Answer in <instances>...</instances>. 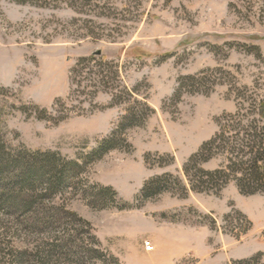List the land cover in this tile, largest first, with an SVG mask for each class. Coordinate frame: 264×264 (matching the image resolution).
Wrapping results in <instances>:
<instances>
[{"label":"rangeland","instance_id":"374dc122","mask_svg":"<svg viewBox=\"0 0 264 264\" xmlns=\"http://www.w3.org/2000/svg\"><path fill=\"white\" fill-rule=\"evenodd\" d=\"M19 1L0 0V87L8 91L0 97L5 152H55L70 161L89 155L122 123L128 104L116 105L112 98L128 91L134 99L122 96L147 103L154 113L127 131L130 149L88 165L81 179L112 187L120 205L139 208H93L81 192L56 203L90 223L120 264H232L258 254L264 262V194L242 195L232 182L217 196L167 193L136 203L153 177L181 175L223 116L264 106V0ZM96 53L118 65L120 78L105 66L111 90L83 98L70 82V70ZM191 76H200L197 87L177 98L180 80ZM35 106L53 120L27 117L23 111L34 115ZM235 213L252 223L238 239L233 235L248 223ZM229 214L233 218L225 219Z\"/></svg>","mask_w":264,"mask_h":264},{"label":"trees","instance_id":"16d2710c","mask_svg":"<svg viewBox=\"0 0 264 264\" xmlns=\"http://www.w3.org/2000/svg\"><path fill=\"white\" fill-rule=\"evenodd\" d=\"M36 2V1H35ZM20 0L19 4H37ZM101 54L79 59L70 70V82L79 89L83 98H94L99 92L111 90L105 66H111L113 75L120 78L118 65L100 58ZM200 76L182 78L176 91L181 98L197 87ZM192 83L188 85L187 83ZM131 98L134 96L128 91ZM114 95V104H128L120 126L111 136L104 139L89 155L70 161L59 153L24 150L17 155L6 153L4 143H0V181L4 174L6 184L0 186V264H120L119 259L106 251L90 223L70 210L66 205L57 204L67 195L90 200V206L97 209L116 208L119 211L139 208L140 205L123 203L120 205L118 193L112 187H104L84 181L86 167L101 160L115 150L131 148L125 139L128 130L141 127L154 113L145 102L135 99L133 103L122 95ZM8 91L0 87V97ZM207 95V94H206ZM139 106V107H138ZM35 114L27 117L38 120H53L47 110L33 107ZM25 110V109H24ZM82 109H79V111ZM75 113V111H70ZM69 115L60 117L63 121ZM125 144V146H124ZM221 159L215 169L205 166L213 160ZM145 163L154 167L150 157ZM156 166H164L158 164ZM7 169V170H6ZM181 175L165 173L147 181L136 203L141 205L153 201L163 194L186 198L190 193L219 195L234 182L242 195L264 194V106L261 110L244 111L225 115L218 121V131L203 143L182 166ZM79 180L82 189H77ZM237 217L252 223L242 213ZM233 218L229 214L225 219ZM16 242L23 245L16 247ZM262 254L232 264H264Z\"/></svg>","mask_w":264,"mask_h":264},{"label":"built area","instance_id":"2783aa9c","mask_svg":"<svg viewBox=\"0 0 264 264\" xmlns=\"http://www.w3.org/2000/svg\"><path fill=\"white\" fill-rule=\"evenodd\" d=\"M145 249L148 252H152L154 250V246L151 244V242H146L145 243Z\"/></svg>","mask_w":264,"mask_h":264},{"label":"water","instance_id":"95a60500","mask_svg":"<svg viewBox=\"0 0 264 264\" xmlns=\"http://www.w3.org/2000/svg\"><path fill=\"white\" fill-rule=\"evenodd\" d=\"M97 55L101 54V53H96Z\"/></svg>","mask_w":264,"mask_h":264}]
</instances>
